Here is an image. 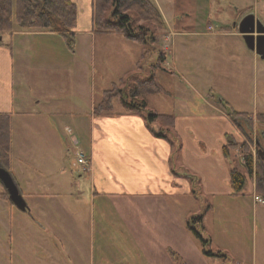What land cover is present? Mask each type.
Here are the masks:
<instances>
[{"label": "crops", "instance_id": "0c3cea01", "mask_svg": "<svg viewBox=\"0 0 264 264\" xmlns=\"http://www.w3.org/2000/svg\"><path fill=\"white\" fill-rule=\"evenodd\" d=\"M73 1L78 8L75 37L91 36L93 51L96 50V46L108 47L106 43L120 44L122 54L117 52L114 56H117L120 62L125 60V63L132 65L134 63L136 70V64L140 59L138 56H141L140 47L121 34L95 33L92 30V0ZM154 1L163 14L160 3ZM248 8H251L250 12L259 18L257 8L236 6L229 22L221 18L218 21L223 23L215 24L209 18L205 30H199V24L182 25L166 36L172 40V45H174L172 35L176 33L182 37L180 54L183 55L181 57L183 60L176 66V73L180 77V86L187 93L179 99L172 96L170 109L164 110L156 105L150 108L162 113L175 114L176 153L175 146L168 139L155 135L141 114L122 112L96 115L93 111L94 105L91 114L81 110L78 103L88 101L82 81L72 80V83L67 80L61 81L68 74H72L74 79V74L80 77L83 72L82 67L79 69L77 61L73 59L76 57L75 51L67 48L61 34L28 30L7 32L1 37L0 112L22 117L25 122L52 117L57 119L90 117L89 138L83 149L87 153L89 167L87 171L79 172V179H75V182L85 183L88 191L82 194H87L94 202L99 198L106 200L104 204H112V210L109 207L102 208L105 213L111 212L113 215L111 224L113 228L109 229L108 235L117 246L121 244L122 236L135 248L141 249L143 259L137 264H162L163 257L159 254L161 255L163 250L169 255L170 250L175 251L172 246L179 244L177 231L180 228L182 233L184 226V213L180 211L182 210L180 205L184 204L182 199L192 192L218 199L217 205L221 204L219 205L221 207L230 200L235 201L240 197L245 199L252 195L255 211L259 213L262 222L261 238L258 243L256 240L254 245L255 257L250 259L246 256L249 254V248L245 244L238 247L244 254L228 246L230 244H224L221 236L216 235V230L211 232L210 237L212 242L217 243L215 244L218 248L227 250L230 255L249 264H264V203L260 206L261 202L255 199L257 194L253 178H248L247 185L241 193H235L230 175L231 167L236 164L243 169V165L232 157L235 148L230 150L229 157L224 154L227 136H238L241 130L239 123L236 124L228 116L225 104L240 112L264 113L258 102L253 109H248L247 105L241 103L243 99L241 93L251 78L257 87L259 84L264 86V58L247 45L237 28L240 21L239 12ZM185 16H179L178 21H183ZM163 17L166 21L164 15ZM52 35L64 40L57 49L37 44L38 38ZM57 50L60 53H57ZM166 50L168 51L169 47ZM57 54L62 56L52 57ZM111 63L109 60L106 65ZM50 72L54 79L52 83L61 81L62 86L73 89L74 100H70L71 98L57 90L46 93L43 87L47 84ZM130 72L135 71L123 69L118 79ZM222 85L228 92L225 97L216 92L219 90L221 94L219 87ZM36 87L45 96L34 92ZM154 95L157 94H152L148 98L149 106ZM168 95L171 97V94ZM33 99L35 104L45 101L46 106L50 107L54 101L61 107L56 108L57 111L48 109L49 112H39L32 104L28 107L25 105L32 103ZM44 121L47 129L46 120ZM153 125L156 127L157 124ZM55 128L57 129L56 126ZM29 153H24L21 160H31ZM56 173L59 177H65L67 170L63 165H59ZM17 181L20 182L18 177ZM30 183L31 181L25 183V188L29 191L23 189L22 193L26 200L27 197L35 199L33 207L40 213L42 208L39 200L49 193L38 187L32 189ZM231 206L232 202L226 208L232 210ZM210 208L214 215L216 204L212 203ZM209 212L208 210L205 213L203 222ZM238 244L231 243L235 246ZM170 257L174 262L171 255ZM110 262L120 264V255ZM164 263L166 264V259Z\"/></svg>", "mask_w": 264, "mask_h": 264}, {"label": "rangeland", "instance_id": "374dc122", "mask_svg": "<svg viewBox=\"0 0 264 264\" xmlns=\"http://www.w3.org/2000/svg\"><path fill=\"white\" fill-rule=\"evenodd\" d=\"M157 1L161 5L168 27L165 31H161L159 40L155 43L156 52L148 53L142 58L138 75L143 77L150 75L153 71V64L157 61L158 50L169 47L164 67L156 68L155 73L164 88L171 93V97L168 94L154 95L151 97L152 103L149 106L156 105L167 110L171 107L172 96L179 99L187 92H184L180 86V77L176 73V66L183 60L181 58L183 55L180 54L182 37L176 33L174 36L172 35L174 38V45H172V40L166 36L173 29L175 30L182 25L199 24L198 29L205 30L209 18L215 24H222L223 22L218 21L221 18L229 22V19H232L230 15L235 12L236 6L257 8L258 16L264 22V0ZM250 10L251 8L241 10L239 18L241 19ZM187 14H190V16ZM181 15H186L185 19L178 21ZM64 40L53 35L43 36L37 39V44L57 49V46L61 45L60 42H64ZM74 42V46L71 47L65 40L67 48L70 51H75L76 57L73 59L77 61L79 69L82 67V77L74 74L73 79L72 74H68L61 81L65 82L67 80L69 83H72V80L82 81L84 91L88 95V101L78 104L81 105L83 112L91 114L93 105L102 98L103 90L110 87L114 82H118V77L123 69L136 70L133 66L134 63L133 65L128 62L125 63V60L120 62L117 56H114L117 52L122 54L120 44L106 43L108 47L101 46L98 48L96 46V50L93 51L91 36H77ZM137 48L139 50V47ZM56 52L60 53L59 50ZM134 54L137 56L136 52ZM60 56L62 55L57 54L52 57L60 58ZM138 57L141 59L140 56ZM109 60L112 63L106 65ZM52 77L53 75L50 72L47 84L43 87L47 91L46 93L57 90L60 94H65L71 98L70 100H74L73 89L69 86H62L61 81L52 83L54 81ZM118 86L122 87L123 85L120 83ZM219 88L221 94L219 90H216V92L225 97V94L228 93L225 86L222 85ZM33 91L41 94L37 87ZM241 94L243 98L241 103L247 105L248 109H253L257 102L260 109H264V86L259 84L257 87L252 78L249 80L247 87L243 88ZM32 95L34 94L32 93ZM41 95L45 96V94ZM51 103V106L47 107L45 101L35 104V99H33L32 103H26L25 105L28 107L32 104L35 109L37 107L39 112H49L48 109L57 111L56 108L61 107L57 102L52 101ZM114 109L115 112L122 110L120 103L117 101H115ZM251 114L253 116H236L241 130L238 136L231 137L239 144L235 147L232 157L239 164L243 162V150L252 151L255 158L261 155V151H264V119L261 121L257 113ZM44 119L47 123V129L45 128ZM44 119L25 122L22 117H13L12 114L11 126L14 143L12 141V168H8V170L21 192L23 189L29 191L25 188V183L31 181L29 186L32 189L38 187L49 194H45L44 198L39 200L42 208L40 213L33 207L35 202L33 198L27 197L29 209L23 211L10 199L0 195V264H111L110 261L118 255L121 257L120 264H137L138 261L141 262V259H143L141 249L135 248L122 236L120 245L117 246L112 243L108 232L109 229L112 230L113 228L111 227L113 215L111 212L107 214L102 211L103 207H109L112 210V204H104L106 200L99 198L94 202L87 194H82V192L88 191L85 183L75 182V179H79V172L83 173L89 167L87 165L83 169V166L78 163L77 153L84 149L89 138L90 117L88 119L74 117ZM27 123L33 124L27 126ZM154 124H157L156 127L159 126V123ZM28 152H30L28 155L31 160L22 161L23 154ZM84 153L87 155L86 152ZM59 165L66 168L67 174L65 177L57 175L56 170ZM181 173H184V171H181ZM17 177L20 182L17 181ZM249 178L252 179L253 177ZM5 192H7L6 188L0 181V193ZM242 198L235 199V201L230 200L226 202L224 207H221L219 206L221 204L217 205L219 200L212 199L210 196L194 192L186 195L185 199H182L184 204L180 205L183 210L180 211L184 213V226L182 233L180 228L177 231L179 232V244L172 246V249L177 251L179 259L189 264H249L241 258L230 255L227 250L218 248L216 242V244L212 242L211 246H206V248L212 249L214 252L220 250L226 256L217 253L214 255L206 254L203 251L202 241L188 227L192 216L205 214L209 210V215L207 218L205 217L203 222L205 228H201L200 224L195 227L200 229L205 237H210L211 232L216 230V235L221 236L223 243L230 244L228 246L236 248L240 254H244V252L238 247L240 244H245L249 248V254L246 256H249L250 259L254 258L255 242L257 240L258 243L261 238V217L255 211L254 197L249 195L245 199ZM220 202L223 203L222 200ZM231 202L232 210H229L226 207H229ZM212 203L216 204L214 215L210 208ZM262 204L259 203L260 206ZM217 239L219 241V237ZM231 243L239 244L235 246ZM159 256L163 257L162 264H165V259L166 264H174L170 255L164 250Z\"/></svg>", "mask_w": 264, "mask_h": 264}, {"label": "trees", "instance_id": "16d2710c", "mask_svg": "<svg viewBox=\"0 0 264 264\" xmlns=\"http://www.w3.org/2000/svg\"><path fill=\"white\" fill-rule=\"evenodd\" d=\"M249 9V8H248ZM247 10V9H246ZM78 8L73 0H0V44L2 35L7 32L43 30L61 34L68 45L73 47L75 41L74 28L77 24ZM163 14L154 0H92V30L95 33L121 34L127 40L134 42L141 49V59L136 64V71L122 76L118 82L102 92V98L94 105V114H112L115 112V101L120 103L122 110L115 113L129 112L144 116L147 124L155 135L168 139L177 150L174 127L176 116L174 113H162L149 107L148 98L152 94H171L159 81L155 69L164 67L168 51L160 48L157 61L153 64L150 75L140 76L141 61L148 53L156 52V42L161 31L167 29ZM122 83V87L118 86ZM228 116L236 124V116H253L249 112L236 111L225 104ZM258 118L264 119V113L258 112ZM12 114L0 112V162L7 169L11 163L12 147ZM159 123L158 127L153 124ZM231 135L227 136L224 154L229 157L230 150L239 146ZM244 144V143H243ZM241 163L243 169L233 164L231 167V181L236 194L241 193L249 177L255 181L256 194L264 197V159L255 158L252 151H242ZM9 199L8 193H0ZM204 213L191 217L188 227L202 241L203 251L208 255H223L218 250L207 249L211 246V238L205 237L197 224L204 227ZM175 264H187L179 259L178 254L170 250Z\"/></svg>", "mask_w": 264, "mask_h": 264}, {"label": "water", "instance_id": "95a60500", "mask_svg": "<svg viewBox=\"0 0 264 264\" xmlns=\"http://www.w3.org/2000/svg\"><path fill=\"white\" fill-rule=\"evenodd\" d=\"M237 28L245 39L247 45L264 58V22L253 12L246 13L238 22ZM264 133V131H263ZM261 158L264 159V151H261ZM0 181L8 193L9 199L21 210L29 209L28 202L20 191L11 172L0 162Z\"/></svg>", "mask_w": 264, "mask_h": 264}, {"label": "built area", "instance_id": "2783aa9c", "mask_svg": "<svg viewBox=\"0 0 264 264\" xmlns=\"http://www.w3.org/2000/svg\"><path fill=\"white\" fill-rule=\"evenodd\" d=\"M77 155H78V163L83 166V169H85V167L87 165H89L88 156L84 152H82V151H79L77 153ZM243 161H244V159H243ZM255 199L258 202L264 203V197H262V196L256 195L255 196Z\"/></svg>", "mask_w": 264, "mask_h": 264}]
</instances>
